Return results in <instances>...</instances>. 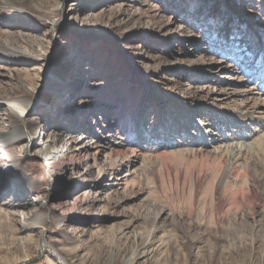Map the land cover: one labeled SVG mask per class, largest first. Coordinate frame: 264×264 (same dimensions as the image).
Masks as SVG:
<instances>
[{
	"label": "rangeland",
	"instance_id": "rangeland-1",
	"mask_svg": "<svg viewBox=\"0 0 264 264\" xmlns=\"http://www.w3.org/2000/svg\"><path fill=\"white\" fill-rule=\"evenodd\" d=\"M28 71L24 122L0 103V219L20 230L0 228V264H59L42 230L73 264H131L138 241L150 246L134 264H264V186L224 156L210 175L192 153L264 134L262 119L248 139L231 131L255 109L240 90L264 101V0H0L1 87L25 97ZM189 108L203 117L177 129ZM209 130L220 139L200 146ZM240 183L253 195H235ZM31 209L44 228L24 223ZM17 237H32L28 252Z\"/></svg>",
	"mask_w": 264,
	"mask_h": 264
},
{
	"label": "bare ground",
	"instance_id": "bare-ground-1",
	"mask_svg": "<svg viewBox=\"0 0 264 264\" xmlns=\"http://www.w3.org/2000/svg\"><path fill=\"white\" fill-rule=\"evenodd\" d=\"M151 18H153L155 20L152 22L153 24L159 23V21L156 20L154 16H151ZM160 25H161V23H160ZM259 52L263 53V50L260 48ZM52 69H53L52 70L53 74H55V72H58V69L56 68V66L53 65ZM27 73H28L27 76H28L29 83H28V86L26 88V96L21 98V99L15 98L14 94L11 90H4L0 85V103L5 105V107L8 109V114L10 115V119L15 124H17L18 122L19 123L24 122V118L26 116V115L24 116V114H25V112L28 113L30 106H31V103H32V99L30 96L33 95L34 92H36V89H35L34 85L32 84V81L35 80L36 74H34V72L30 73V71H28ZM57 74H59V73H57ZM59 77H61V75H59ZM243 82L244 81H242L241 83H243ZM238 93L240 94V96L243 97L244 100L254 98V103H253L252 108H255V109L251 112L247 111L245 113L238 114L241 118H243V119H241L242 122L239 125L237 123L232 122L233 123L232 124L233 128L231 130V131H233L232 134H234V135L237 134V131L245 132L244 134L246 137L247 135H250V123L252 121L254 122L256 119H262L264 121V115H260V113L257 111L258 109H262L264 112V101H263V99H260L259 97H254L255 94H257L254 87L253 88H245L243 90H240ZM93 109H96L95 106ZM189 112H190V116L187 113H183L181 115L183 121H185L184 125H182L181 122L176 121L175 126L177 129L189 130L190 128L194 127L195 124H194L193 118L194 119L199 118V117L202 118L203 117L202 114L204 111H201V110L196 111L193 108H189ZM245 118H247V119H245ZM212 120L214 121V120H216V118L213 117ZM85 122H86V120H85ZM245 123H246V127L244 126ZM173 124L174 123H172L171 125H173ZM213 129H215V128H213ZM209 132H212V130H209ZM209 132H208L209 136L211 135V138L209 140L206 138V137H208L207 133H206L207 135L200 133V135H199L200 141L196 140L199 142L200 146L201 145H203V147L209 146L211 144L210 141H214V140L218 141L220 139L219 138L220 135H216L213 132L210 134ZM8 135H10V133H8L4 130H2V131L0 130V137H2V136L6 137ZM11 137H13L14 139L13 138L10 139L11 140L10 143H7V144L2 143L1 146L4 148L10 147L14 143L18 142L19 140L22 141L24 139L22 131H19V130H16L15 134L13 136L11 135ZM85 137L86 136L81 135L80 137H78V139L82 140ZM248 138L249 137L247 136V139ZM60 139H61L60 136L53 135L50 139V142L52 144L51 147L52 148L56 147L57 142L60 141ZM69 139L71 141H73L72 135L69 136ZM230 139H233V136H231ZM237 139H239V138L237 137ZM91 145H89V146H91ZM86 148L88 149L89 147L85 146V149ZM48 150L49 151L46 153L44 160L46 161L47 165H51V163H52L51 160H53L56 157L57 151L55 153L54 150H52V151H50V149H48ZM110 153H113V154H116L119 156L122 155V152L119 150H111ZM132 153H135V152L132 151L131 154ZM192 153H193V155L198 153L199 157L200 156L202 157V161H204V158H206L207 163L201 164V167L204 166L205 164H208V161L211 162V165L209 167L210 171L208 170V172H210V175L217 172V170L219 169V167L221 165L219 162H221V160L224 156L227 159V168H229V170L231 169V170H234V172H235L236 168H238L240 171L239 176H241V175L248 176L249 178H251V180H254V182H255L254 188L256 186L257 190H260V188H262L264 186V134H262V137L258 136L256 138H254L251 142H246L245 140L243 141L240 139L238 140V142H234V141L228 142V143L221 142L219 145L214 146L213 153H210L209 156H205L204 153L202 152V149L201 150L197 149V152L194 153V151H192ZM36 154L38 155V153H36ZM211 158H212V160H210ZM105 164H106V170L113 168V164H111L110 162H106ZM202 169H204V167H202ZM202 169H200V170H202ZM239 176H236L237 179L239 178ZM200 177H202V176H200ZM16 178H17L16 179V181H17L19 179V177H16ZM22 180H23V178H21V181H18L16 183L20 184L21 187L27 186L29 184L28 182H26V183L22 182ZM240 184L241 185L237 186L236 189L232 191L235 193V195L240 194L245 198L253 195V191L251 189H249L250 187H248V186L246 187V185L244 183H240ZM233 186H235V185H233ZM245 187H246V190H245ZM258 193H260V192L258 191ZM1 215L2 214L0 212V216ZM25 215L26 216L24 218V223H26V224H37L38 222L36 223V221L40 220L39 224L41 225L42 228H44L43 221L41 218L42 212H40V210L31 209L30 212H26ZM140 216L141 215H138L139 218H140ZM38 217L41 219H39ZM15 222H16V219H14V216L9 212L7 214V217L4 218L3 221L1 220L0 228L2 230H9V231L14 230V232L16 233V236H17V234H18V232H20V230L18 231V229L15 228V224H14ZM41 233L43 236L42 240L40 243L37 244V246H39L40 249H42L43 251H46V250L50 251L51 254L57 258L59 264H73V263L69 262L65 258V256L62 253H60V251L58 249L54 248L52 246V244L46 239V237H44V230H42ZM17 238H18V242L16 244L17 248L22 249L24 252H28L31 249L30 245L32 243L31 242L32 237H30V238L17 237ZM149 246H150V243H140V241H138V244L136 246V250H138V253H136L129 260V263L134 264V262L137 261L138 256H140L141 254L147 253L149 251ZM28 257H29L28 254H25V256L23 258H16L15 260H13L12 262H10L8 264H15V263L25 264V262H23V261L28 259Z\"/></svg>",
	"mask_w": 264,
	"mask_h": 264
}]
</instances>
